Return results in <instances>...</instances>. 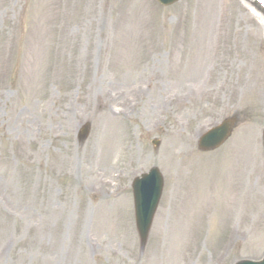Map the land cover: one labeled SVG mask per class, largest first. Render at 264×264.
I'll return each mask as SVG.
<instances>
[{"label":"rangeland","instance_id":"1","mask_svg":"<svg viewBox=\"0 0 264 264\" xmlns=\"http://www.w3.org/2000/svg\"><path fill=\"white\" fill-rule=\"evenodd\" d=\"M245 1L0 0V264L264 255V26ZM149 77V105L168 83L184 103L162 125L134 109L113 129L104 97ZM233 114L230 140L199 151ZM153 166L165 188L142 249L131 182Z\"/></svg>","mask_w":264,"mask_h":264},{"label":"bare ground","instance_id":"2","mask_svg":"<svg viewBox=\"0 0 264 264\" xmlns=\"http://www.w3.org/2000/svg\"><path fill=\"white\" fill-rule=\"evenodd\" d=\"M253 12V11H252ZM254 13V12H253ZM257 18L261 21L262 24H264V18L261 16V14L256 13ZM261 38V37H260ZM183 76V73H182ZM181 76V77H182ZM155 77H149L147 81L131 84L127 89H125L122 92V98L120 97L117 99L111 98L113 101L110 102L108 99L104 97V104L107 106L108 114L107 118L109 121V125L114 129L116 126V123L118 122V131L122 134L125 133L126 128L121 124V122L128 120V117L132 110H148L151 109L152 114L156 115V124L162 125L159 117H162L161 114L163 112H168L170 110V113H172L176 106L178 104L184 103V98L186 97L184 94H180L179 91L173 90L172 88L175 87L174 85L168 83V93L163 99H155L153 101L152 105H149L148 102L145 100L149 96V94L155 89ZM150 106H152L150 108ZM172 118H176L172 116ZM163 127V126H162ZM106 160L108 157L111 156V153L109 151H106ZM104 173V170L97 171V174L101 176ZM107 178V177H105ZM104 179H102L103 183L105 182L104 186L101 181H99V185L103 187L108 186V182ZM110 192V191H109ZM156 261H158L155 258ZM153 258L150 259L149 264H157ZM148 264V262H147Z\"/></svg>","mask_w":264,"mask_h":264},{"label":"water","instance_id":"3","mask_svg":"<svg viewBox=\"0 0 264 264\" xmlns=\"http://www.w3.org/2000/svg\"><path fill=\"white\" fill-rule=\"evenodd\" d=\"M168 1V0H162ZM174 1V0H169ZM233 128V119L224 122L217 130L204 136L200 141V148L203 150L214 149L222 144L230 135ZM89 128H84L81 132V140L88 135ZM163 188V178L157 168L152 169L149 175H144L142 179H137L134 183L135 207L137 216V227L142 244L148 238L153 216L159 202ZM236 264H260L250 261H239ZM264 264V262H263Z\"/></svg>","mask_w":264,"mask_h":264}]
</instances>
